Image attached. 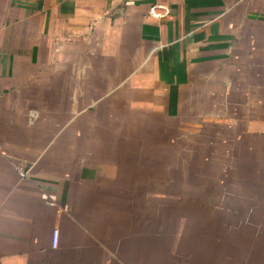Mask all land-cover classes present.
<instances>
[{"label":"crops","instance_id":"crops-1","mask_svg":"<svg viewBox=\"0 0 264 264\" xmlns=\"http://www.w3.org/2000/svg\"><path fill=\"white\" fill-rule=\"evenodd\" d=\"M260 38L264 0H0V264L174 262L128 240L127 177L96 153L120 145L128 102L145 125L187 102L221 121Z\"/></svg>","mask_w":264,"mask_h":264},{"label":"rangeland","instance_id":"rangeland-1","mask_svg":"<svg viewBox=\"0 0 264 264\" xmlns=\"http://www.w3.org/2000/svg\"><path fill=\"white\" fill-rule=\"evenodd\" d=\"M240 54L221 121L199 119L187 102L181 119L145 125L128 102L120 145L116 137L109 152L96 153L111 160L98 174L127 177L121 206L137 224L128 240L159 244L174 257L164 263L225 264L222 256H232V264H264V39Z\"/></svg>","mask_w":264,"mask_h":264},{"label":"built area","instance_id":"built-area-1","mask_svg":"<svg viewBox=\"0 0 264 264\" xmlns=\"http://www.w3.org/2000/svg\"><path fill=\"white\" fill-rule=\"evenodd\" d=\"M19 173L22 177H29L30 175V171L29 170H24V169H19ZM59 242V233L58 231L55 232V235H54V241H53V244L54 246H56Z\"/></svg>","mask_w":264,"mask_h":264}]
</instances>
